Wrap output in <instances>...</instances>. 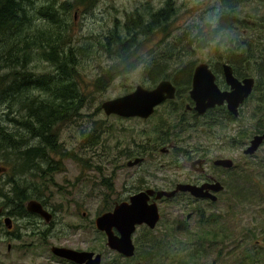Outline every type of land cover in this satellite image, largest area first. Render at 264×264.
I'll list each match as a JSON object with an SVG mask.
<instances>
[{"label": "rangeland", "instance_id": "obj_1", "mask_svg": "<svg viewBox=\"0 0 264 264\" xmlns=\"http://www.w3.org/2000/svg\"><path fill=\"white\" fill-rule=\"evenodd\" d=\"M56 1L73 3L70 35L78 58L74 70L77 74L73 79L83 102L76 110H69L65 120H60L55 126L59 151H53L44 158L33 157L32 162L25 166L28 168L26 172H14V166L19 167L21 161L11 163L9 156L3 162L0 157V169H4L0 172V206L6 205L12 210L15 207L12 203L15 200L14 189L23 190L28 201L41 202L45 210L53 214L51 222L45 223L41 218L23 219L21 213H16L10 218L12 227L9 233L0 224V264H66L52 255L50 251L53 247L98 253L101 264H166L161 260L142 257L146 254L145 250L150 251L147 242L155 244L158 240L162 241L161 246L168 244L172 250H176L175 255L170 253L168 256L177 263L213 264L216 258L215 264H263L264 143L252 156L242 157V149L249 146L253 137L250 135L253 132V117L259 114L254 112L264 106V90L252 93V97L246 100L244 112L241 111V120L230 128L207 123L206 129L213 137L206 136L203 130L189 134L187 125L192 119L186 115L182 124L173 131L176 135L173 139L182 140L176 144L179 150L161 159L157 155L149 156L144 164L132 168H126V160H122L121 167L116 169V142L119 139L128 140L134 130L139 133L135 134L139 140L140 133L151 130L157 120H170L171 124L174 116L169 110L162 109L143 125L140 121L124 122L114 116H106L100 106L105 101L131 92L138 85L154 88L162 79L174 83L178 93L189 92L191 70L200 63L208 65L220 86L225 82L222 64H240L243 70L238 77L253 78L264 89V66L259 60L264 41V0H256V3L250 0H216L221 14L229 12L240 19L231 20L223 15L225 29L229 25L240 26L242 21L247 23L240 30H227V33L234 36L230 47H238L251 59L231 63L223 58L229 55L227 51L205 50L209 37H203L202 44H199L200 40L192 30L197 19H202L201 14L209 0H169L172 15L166 24L159 20L156 27L151 17L154 12L165 8L167 0H92L89 9L75 5V0ZM35 2L39 7L44 0ZM228 5L230 8L227 9ZM132 16L136 20L140 16L139 23L150 25L149 30H137L135 36L128 35L123 26ZM199 31L203 33L204 29L201 27ZM120 36L126 40H123V43L127 42L126 47L121 46ZM87 42L90 45H86ZM90 49H94V52H90ZM112 53L116 58L108 56ZM149 63L152 66L145 75L138 80L130 78V69ZM29 70L36 71L37 75H45L54 74L55 68L44 62L41 55H36L29 64ZM29 79H24V83ZM3 94L4 97L9 96ZM33 95L40 100L47 96L43 91L34 92ZM6 112H11L10 117H14L13 109L1 105L2 127ZM29 116H33L31 112ZM41 119L44 118L41 116ZM47 125L45 130L49 131L53 126L50 123ZM241 127L250 138L237 144L234 137H237L238 131H242ZM21 136H25V133H21ZM23 143L34 145L37 141L27 140ZM124 145L121 143L119 148ZM192 145L199 149V153L208 154L212 159L229 158L234 162L235 171L231 169L222 176L226 187L222 202L213 208L224 217L213 225L215 222L211 221L210 204L190 195L154 200L161 218L149 233L145 232L144 227L135 231L132 236L134 256L127 259L110 250L105 235L95 228V219L128 193L147 187L167 190L171 183L199 179V173L188 168L190 161L182 154L184 146L188 148ZM153 147L151 145L150 150ZM6 162L9 164L6 165ZM220 175L217 174L219 179ZM239 176H243L245 181ZM7 182L9 184L5 185ZM239 187L244 191H239ZM236 193H241V200ZM193 210H199L210 221L201 226L200 221L195 225V215L191 214L189 219L183 218ZM226 210L228 217L225 216ZM216 233L220 235H217L218 239Z\"/></svg>", "mask_w": 264, "mask_h": 264}, {"label": "trees", "instance_id": "obj_2", "mask_svg": "<svg viewBox=\"0 0 264 264\" xmlns=\"http://www.w3.org/2000/svg\"><path fill=\"white\" fill-rule=\"evenodd\" d=\"M250 1L256 3V0ZM92 4V0H75V5L84 7L85 9H89ZM39 5L37 7L35 0H0V96H3V98L0 97V106L11 107L26 104V107L22 105V108L20 106L16 111L12 112L14 116L13 120L10 119V114L6 112L5 125L4 127L0 126L1 160L5 162L6 157L10 156L11 163L21 161L19 167L13 164L15 165L14 172H26L28 168L25 166L32 162L31 159L33 157L43 156L44 158L53 151H59L60 145L54 132L55 126L60 120H65V116L68 115L69 110H76L79 103L83 102V97L73 79L77 74L74 70L76 60L78 59L76 54L77 49L73 46L70 35V23L73 21V16H70V14L73 3L44 0ZM228 8H230V5L227 6ZM171 15V3L167 0L165 8L154 12L151 17L154 27H156V23L159 20L166 24ZM222 15H227L231 20H240L233 15L231 16L229 12ZM140 19V16H138L137 20L132 16V19L124 23L123 30H126L128 35L132 34L134 36L137 34V30H149L150 25L139 23ZM241 24L240 26L229 25L227 26V30H240L247 23L242 21ZM206 37L207 35L204 36V38ZM86 38L91 39V37ZM123 40L125 39L121 37L119 42L121 46L126 47L127 42L123 43ZM199 44H202V42L200 41ZM86 45H90V43L87 42ZM90 52H94V49H90ZM227 52L229 55L223 58L229 63L233 61L247 62L251 59L245 51L243 52L238 47H229ZM259 53L261 55L259 60L261 65L264 66V41ZM36 55H41L44 62L49 63L55 68L54 74L37 75L36 71L29 70V64ZM108 56L116 58L113 53ZM232 65L234 74L238 77L242 73V65ZM193 69L194 67L191 72ZM28 77H30L29 81L24 83V79ZM54 77L55 81L53 80ZM258 90L263 91L264 89L259 87L257 81L255 82L253 92ZM37 91H43L47 96L40 100L37 96L33 95ZM3 93L9 96L4 97ZM251 97L252 94L249 98ZM262 103L264 104V99H262ZM262 111L263 114H261ZM30 112L33 116H29ZM254 113L259 114L253 117V132L250 135H262L264 134V125H262L264 121V106ZM20 116L23 117L20 118ZM41 116L44 119H41ZM223 118L224 113L220 111H216L208 117L209 120L211 119L219 125H221ZM225 122H228L226 118ZM47 123L53 126L49 131L45 130L48 126ZM12 124L14 125V129ZM222 127L227 128L228 123ZM240 129L242 131H238L237 137H234L237 144H240L245 138H250V135H245L243 127ZM203 131L206 136L213 137L206 127L203 128ZM21 133H25V136H21ZM27 140H35L37 143L34 145L23 143ZM186 148L187 146L183 147L182 153L185 152ZM5 164L8 165L9 163L6 162ZM232 171L235 170L233 169ZM239 178L245 181L243 176H239ZM237 179L238 177L235 180ZM239 191L243 192L244 190L239 187ZM13 194L15 198L13 202L22 205L23 201H28L23 190L14 189ZM236 196L240 197L241 193H236ZM238 199L241 200L242 198ZM218 202H222V199H218ZM18 212H22L26 217H31L25 208H19ZM225 216L228 217L227 210L225 211ZM223 217L224 214L216 222L211 214V221L215 222L213 225L218 223ZM199 221L202 226L207 224L210 219L199 211L196 214L195 225ZM145 232L149 233L150 230H146ZM217 235L219 233H216V238L218 239ZM161 243V240L155 241V244L147 242L150 251L145 250L146 254L142 257L145 259L154 258L161 260L166 264H184L182 261L177 263L169 257L170 253L175 255L176 250H172L168 244L161 246ZM136 258L137 255L134 259ZM262 263L264 264V262Z\"/></svg>", "mask_w": 264, "mask_h": 264}, {"label": "water", "instance_id": "obj_3", "mask_svg": "<svg viewBox=\"0 0 264 264\" xmlns=\"http://www.w3.org/2000/svg\"><path fill=\"white\" fill-rule=\"evenodd\" d=\"M222 72L228 92L219 90L215 83V76L205 63H200L195 67L192 76V88L189 96L194 102V109L199 115H203L209 108L226 105L227 111L237 117L239 106L248 99L254 88V79L247 77L239 81L233 76L230 65L223 64ZM175 88L168 81H161L153 90H146L140 86L136 87L132 93L113 100L105 101L101 104V109L105 115H118L121 117H141L147 118L153 113L154 108L166 99H173ZM264 141L263 135L254 136L249 146L243 151L244 155H253ZM140 160L134 161L132 165L138 164ZM215 166L230 169L233 162L229 159H218L213 162ZM211 189L219 192L223 189L220 183L212 184ZM203 187L179 184L172 191L147 190L133 195L128 203L116 205L111 212L100 215L95 220V227L106 236L107 247L124 256L131 258L134 256L135 248L132 243V234L137 225H146L149 229H154L159 221L157 206L154 202L148 203L149 197L154 200L172 198L179 192H188L194 198H209L212 202L217 197L212 194L203 193ZM29 213L40 216L45 223L51 221V214L35 200L28 201L25 205ZM1 212V210H0ZM7 229H10L11 221L4 219ZM51 253L66 259L74 264H101V256L88 251H76L67 248L53 247Z\"/></svg>", "mask_w": 264, "mask_h": 264}, {"label": "flooded vegetation", "instance_id": "obj_4", "mask_svg": "<svg viewBox=\"0 0 264 264\" xmlns=\"http://www.w3.org/2000/svg\"><path fill=\"white\" fill-rule=\"evenodd\" d=\"M231 68H232V66H231ZM221 70H222V66H221ZM232 71H233V69H232ZM233 74H234V71H233ZM234 76L236 77L235 74H234ZM236 78L238 80L243 79L240 77H236ZM162 80H166V79H162ZM168 81H170V80H168ZM215 83H216L217 87L219 88V90L222 92H225V91L228 92L230 90L225 82L222 86H220L217 84V81L215 79ZM172 84L176 88V93L174 95V98L171 100H165L161 104L156 106L153 110V113L150 116H148L147 118H144V119L122 118L119 116H114L119 121H124V122H129V121L138 122V121H140L141 122L140 124H143V125L147 124L155 116L157 111L162 110V109L163 110L164 109L169 110V112L174 116V121L171 124H169V122H171L170 120H166V119L165 120H157L154 127L151 130L142 131L140 133L141 138L139 140H137L135 138V134L136 133L139 134L136 130H134V132L132 133L131 137L128 140L119 139L115 145V154H116V162H117L116 169H117V167H121V161L122 160H126V163L124 165L126 168H132V167L144 164L147 161L149 156L155 157L157 155L160 159L164 158V157L172 156V154L174 153L175 150H179V147H177L176 144H179L182 142V140H180V138H174L173 139V137L176 136L175 134H173V131H175L177 129V127L180 124H182V122L185 120L186 115H188L190 117V119H192L191 121L188 122V125H187V127L189 129V134L192 133V131L203 130V128H205L207 126V123H209V124L212 123V125H214V126H219V124H216L217 122H215L211 119L210 120L208 119V117L211 116L216 111H220V112L224 113V118L221 120V122H222L221 126H226L228 123V127L230 128V126L232 124L237 123L238 121L241 120L240 114H241V111L244 112L245 104L247 102L246 100L239 106L237 117L230 114L227 111L225 105L215 106L213 108H209L205 111V113L203 115H199L194 109L195 105L189 96V92L178 93L177 86L174 83H172ZM145 89L151 90V89H153V87L149 86V88H145ZM121 96H123V95H121ZM225 118H226V121H228V122H225ZM151 137L153 138L152 141H150ZM121 143H124L125 145H124V147L119 148V145ZM151 145L154 146L153 150H150ZM151 152H153V154ZM182 154L185 155V158L190 161L189 163H187L188 168L191 171L199 173L198 175L201 177L199 179L198 178H192L191 182H186V183H175L174 182L173 184L171 183L168 186L167 190H164V191H172L179 184L196 186V187H203L204 188L203 193L215 195L217 197V200L215 202H212L209 198H197L196 200L202 201L203 203L210 204L211 211H212L211 214H212L213 218L215 219V221L217 222L218 218L220 216H222V213H220L216 210L213 211V208L217 206L216 203L218 202V199H220L222 197L223 193L226 191V187H225L224 182L222 180V176L225 173L229 172L230 170L224 169V168L219 167V166H215L213 164V162L215 160H218V159H229V158L212 159L208 154L199 153V149H196V147L194 145L188 147L185 150V152ZM242 154H243V149H242ZM242 157H246V156L243 155ZM136 160H140V162L138 164L132 165V163H134V161H136ZM233 164H234V162H233ZM208 172H210L212 174H209L210 175L209 176L207 174ZM218 173L221 174L220 179L217 177ZM215 182L220 183V185L223 187V189L220 190L219 192L213 191L210 187ZM8 184H9V182L5 183V185H8ZM147 190L158 191V190H154L150 187H147V188H144L143 190H140L139 192L128 193L126 196H124L119 201H114L111 208L108 211H105V213L111 212L116 205H119L121 203H128L129 198L132 195H135V194L140 193V192H146ZM179 195H189V193L188 192H180V193H177L173 198L178 197ZM163 199H165V198H163ZM153 200H154V197H149L148 203H152ZM12 203L15 205V207L12 208V210L8 209V207L6 205L0 206V210H1L0 220H1V218H3V221H4V219H6V218L10 219V218L14 217L16 213H20V212H18L19 208H25V205H26V203H24L23 205H20L17 202H12ZM5 208L7 209V211L5 210ZM158 212L160 213L159 209H158ZM198 212H199V210H193V211H191V213L186 214L183 218L189 219L191 214L193 216L195 215V217H196V214H198ZM105 213H102V214H105ZM21 214H22V218L25 219L26 216L22 212H21ZM28 214L31 217L41 218L40 216L33 214V213L28 212ZM50 214L52 216L51 217V220H52L53 214L52 213H50ZM159 215H161V213ZM160 218H161V216H160ZM3 221L2 222L0 221V224L4 225ZM10 221H11V224H10V229H11L12 220L10 219ZM4 227H5V225H4ZM140 227H144L145 231L149 229L146 225L143 224V225L137 226L136 231ZM10 229H6V232H8V233L11 232ZM98 232L102 235H105L104 233H102L100 231H98ZM95 254H98V253H95ZM58 259H61V258H58ZM62 261L65 262L66 264H73V263H71L65 259H62ZM215 263H216V258L213 261V264H215Z\"/></svg>", "mask_w": 264, "mask_h": 264}, {"label": "clouds", "instance_id": "obj_5", "mask_svg": "<svg viewBox=\"0 0 264 264\" xmlns=\"http://www.w3.org/2000/svg\"><path fill=\"white\" fill-rule=\"evenodd\" d=\"M222 7V3H221ZM202 19L198 18L193 26V32L198 40L203 42V37L207 35L209 39L205 42L206 49H215L220 53L228 51L233 42L234 36H229L227 29L223 25L224 17L221 14L220 7H218L216 0H209V4L204 9ZM203 28L201 33L199 28ZM151 63L130 69L129 76L133 80H138L151 69Z\"/></svg>", "mask_w": 264, "mask_h": 264}, {"label": "bare ground", "instance_id": "obj_6", "mask_svg": "<svg viewBox=\"0 0 264 264\" xmlns=\"http://www.w3.org/2000/svg\"><path fill=\"white\" fill-rule=\"evenodd\" d=\"M256 60V59H255ZM254 61V60H253ZM243 62V61H242ZM255 62V61H254ZM154 67V66H153ZM242 67V66H241ZM158 68V67H157ZM159 69V68H158ZM156 71H158V70H156ZM162 81H168V80H162ZM174 88H175V86L170 82V81H168ZM175 93H176V88H175ZM23 106L25 105V107H26V104H22ZM22 105H15V106H11V107H7L8 109H13L14 111H16L20 106H21V108H22ZM21 108L19 109V113H20V110H21ZM9 114H11V112L9 113ZM16 114V113H15ZM7 115V114H6ZM17 115H18V113H17ZM8 117V116H7ZM16 117V116H15ZM23 117V116H22ZM21 116H20V118H22ZM13 118L14 117H10V119H12L13 120ZM8 119V118H7ZM9 119V120H10ZM17 122V121H16ZM1 125V124H0Z\"/></svg>", "mask_w": 264, "mask_h": 264}]
</instances>
